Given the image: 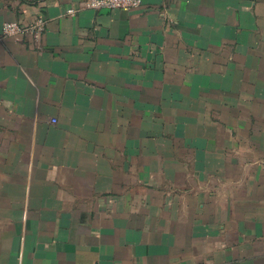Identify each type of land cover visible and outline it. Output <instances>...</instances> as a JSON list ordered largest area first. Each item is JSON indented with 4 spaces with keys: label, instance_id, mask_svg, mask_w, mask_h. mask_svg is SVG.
I'll list each match as a JSON object with an SVG mask.
<instances>
[{
    "label": "crops",
    "instance_id": "0c3cea01",
    "mask_svg": "<svg viewBox=\"0 0 264 264\" xmlns=\"http://www.w3.org/2000/svg\"><path fill=\"white\" fill-rule=\"evenodd\" d=\"M88 1L0 0V264H264V0Z\"/></svg>",
    "mask_w": 264,
    "mask_h": 264
},
{
    "label": "built area",
    "instance_id": "2783aa9c",
    "mask_svg": "<svg viewBox=\"0 0 264 264\" xmlns=\"http://www.w3.org/2000/svg\"><path fill=\"white\" fill-rule=\"evenodd\" d=\"M143 0H89L87 5L92 8H136L142 4ZM71 13L75 10L71 9ZM46 25V20L41 16L34 23L27 25L18 21H5L2 26L4 36L17 35L21 33L31 32L36 35L40 34Z\"/></svg>",
    "mask_w": 264,
    "mask_h": 264
}]
</instances>
